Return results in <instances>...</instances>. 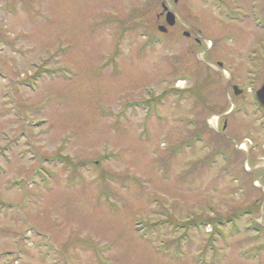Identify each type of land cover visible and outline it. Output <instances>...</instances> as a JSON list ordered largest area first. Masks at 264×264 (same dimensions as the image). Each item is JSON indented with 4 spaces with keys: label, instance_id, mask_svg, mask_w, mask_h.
<instances>
[{
    "label": "rangeland",
    "instance_id": "1",
    "mask_svg": "<svg viewBox=\"0 0 264 264\" xmlns=\"http://www.w3.org/2000/svg\"><path fill=\"white\" fill-rule=\"evenodd\" d=\"M209 5L0 0V264H264V111L225 72L264 80V38Z\"/></svg>",
    "mask_w": 264,
    "mask_h": 264
},
{
    "label": "flooded vegetation",
    "instance_id": "2",
    "mask_svg": "<svg viewBox=\"0 0 264 264\" xmlns=\"http://www.w3.org/2000/svg\"><path fill=\"white\" fill-rule=\"evenodd\" d=\"M225 1L230 7L236 6L237 8H241V7H238V0H230V1L225 0ZM252 4H256L257 5V9H258L257 18H260V19L264 20V0H251L249 2L248 8H242V9H245V11H249V9H250ZM240 5H241V3H240ZM246 22H250L251 23L252 19L251 18H247V19H245L244 23H246ZM261 34H262V36L264 35V33H261ZM197 42L200 43L201 41L198 40ZM237 79H239L241 81V79L239 77H237ZM261 80L262 79H260V81ZM262 81H263V84H264V80H262ZM235 84H236V82H231L230 87L235 85Z\"/></svg>",
    "mask_w": 264,
    "mask_h": 264
},
{
    "label": "water",
    "instance_id": "3",
    "mask_svg": "<svg viewBox=\"0 0 264 264\" xmlns=\"http://www.w3.org/2000/svg\"><path fill=\"white\" fill-rule=\"evenodd\" d=\"M167 21H168V23L170 25H174L175 24V17H174V14L173 13H171V12L168 13V15H167ZM161 30H164V29L161 28ZM263 93H264V91H261V93H260V95H261L260 100L262 101V103H264L263 102V99H262Z\"/></svg>",
    "mask_w": 264,
    "mask_h": 264
},
{
    "label": "bare ground",
    "instance_id": "4",
    "mask_svg": "<svg viewBox=\"0 0 264 264\" xmlns=\"http://www.w3.org/2000/svg\"><path fill=\"white\" fill-rule=\"evenodd\" d=\"M244 145V144H243ZM244 148H246V146H244Z\"/></svg>",
    "mask_w": 264,
    "mask_h": 264
}]
</instances>
